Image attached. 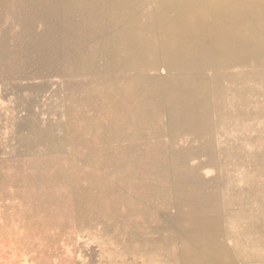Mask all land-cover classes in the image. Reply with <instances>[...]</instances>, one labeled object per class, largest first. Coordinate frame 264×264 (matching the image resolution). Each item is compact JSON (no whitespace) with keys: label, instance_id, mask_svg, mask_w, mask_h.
Masks as SVG:
<instances>
[{"label":"rangeland","instance_id":"rangeland-1","mask_svg":"<svg viewBox=\"0 0 264 264\" xmlns=\"http://www.w3.org/2000/svg\"><path fill=\"white\" fill-rule=\"evenodd\" d=\"M140 1L0 0V264H264V57Z\"/></svg>","mask_w":264,"mask_h":264},{"label":"crops","instance_id":"crops-1","mask_svg":"<svg viewBox=\"0 0 264 264\" xmlns=\"http://www.w3.org/2000/svg\"><path fill=\"white\" fill-rule=\"evenodd\" d=\"M111 2L113 3L115 1ZM140 3L144 4L146 9H150V7L154 6L156 3H160L161 5L164 4L163 7H165V4H169V6H171L170 3H178L181 4L180 8L182 9V13L180 14L182 15H188L186 13H183L185 6L183 4H188V7H191L192 5L197 6V14L192 16L193 20H185L182 25H179L180 29L182 28V35L184 36L183 40L185 41V43H183L184 51H182L181 55H183V57L186 56L185 49L188 47V45H190L186 43V39H190L192 33L196 32L200 39L203 38L204 43L209 41L208 44L212 45V52L210 54L216 56L218 53L220 55V59L205 58L206 61H208V64L199 63L198 65H196L198 60L200 59L198 58L195 60L197 62L193 61V63H191L193 65V70L191 71L200 70L205 66L217 67V64H226L227 62L229 63L233 61L229 59L227 57L228 54H226V50L229 46L228 42L230 43L233 36H237L241 43L239 47L242 56L241 58H238L239 61H241L242 59L250 61L251 55H255L253 56V58H256V56L257 58L264 57L260 53L262 51V48L259 43L257 41L253 42L251 40V36L255 35L253 31H257L254 30L256 27H253V24H251L252 26H250L249 20L246 18L247 13H249L250 7L253 8L254 11L259 9V6L261 7L260 9H262L263 7L264 12V0H141ZM238 6L242 8V13L238 14V21L236 23H230V27L225 21H223L222 13L226 16V14H228V11H232L233 8ZM207 9H211V14H213L214 16L213 19L211 18L210 20H207V18H209L206 16L208 14ZM166 12L169 16H173L174 14L178 13L176 12L175 8H169ZM263 28L262 32H264ZM232 29H235V32L230 35V30Z\"/></svg>","mask_w":264,"mask_h":264}]
</instances>
